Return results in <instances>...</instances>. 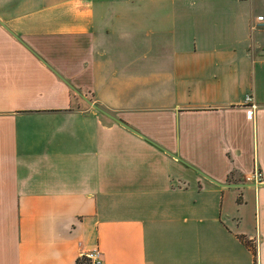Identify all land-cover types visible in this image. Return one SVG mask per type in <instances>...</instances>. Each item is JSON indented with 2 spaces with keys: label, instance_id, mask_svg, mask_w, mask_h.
Segmentation results:
<instances>
[{
  "label": "crops",
  "instance_id": "1",
  "mask_svg": "<svg viewBox=\"0 0 264 264\" xmlns=\"http://www.w3.org/2000/svg\"><path fill=\"white\" fill-rule=\"evenodd\" d=\"M254 170L264 0H0V264H264Z\"/></svg>",
  "mask_w": 264,
  "mask_h": 264
},
{
  "label": "built area",
  "instance_id": "2",
  "mask_svg": "<svg viewBox=\"0 0 264 264\" xmlns=\"http://www.w3.org/2000/svg\"><path fill=\"white\" fill-rule=\"evenodd\" d=\"M245 103H249L248 113L253 114L256 105L253 103V98L251 95H246ZM245 183L249 184H261L264 183V176L259 170H254L252 172L244 174L243 178ZM102 252L99 248H93L84 252H81L77 264H102Z\"/></svg>",
  "mask_w": 264,
  "mask_h": 264
},
{
  "label": "water",
  "instance_id": "3",
  "mask_svg": "<svg viewBox=\"0 0 264 264\" xmlns=\"http://www.w3.org/2000/svg\"><path fill=\"white\" fill-rule=\"evenodd\" d=\"M76 90V89H75ZM77 91V93L79 94V95H81V97L82 98H84L85 100H86V102L88 103V104H90V105H92L94 108H96V109H98V110H100L101 112H103V113H106L104 110H102L100 107H98L96 104H94V103H92L89 99H87L84 95H82L78 90H76ZM116 119V118H115ZM118 120V119H117ZM119 122H121V123H123V124H125L124 122H122L121 120H118ZM126 126H128L127 124H125ZM128 127H130V126H128ZM221 185H225V184H221ZM226 185H229V186H242V185H246L245 183H235V184H226Z\"/></svg>",
  "mask_w": 264,
  "mask_h": 264
}]
</instances>
